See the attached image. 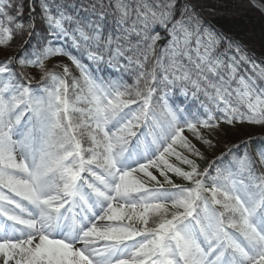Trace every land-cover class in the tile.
<instances>
[{
    "label": "snow or ice",
    "instance_id": "6c2138e0",
    "mask_svg": "<svg viewBox=\"0 0 264 264\" xmlns=\"http://www.w3.org/2000/svg\"><path fill=\"white\" fill-rule=\"evenodd\" d=\"M260 57L264 0H0V264H264Z\"/></svg>",
    "mask_w": 264,
    "mask_h": 264
},
{
    "label": "trees",
    "instance_id": "16d2710c",
    "mask_svg": "<svg viewBox=\"0 0 264 264\" xmlns=\"http://www.w3.org/2000/svg\"><path fill=\"white\" fill-rule=\"evenodd\" d=\"M257 31H258V29H257ZM253 47H255V49H256L255 54L259 57L260 56L259 45H254ZM260 58L264 59V57H260Z\"/></svg>",
    "mask_w": 264,
    "mask_h": 264
}]
</instances>
